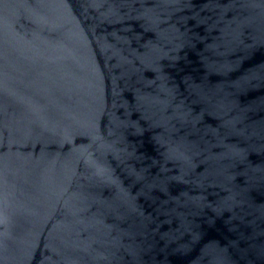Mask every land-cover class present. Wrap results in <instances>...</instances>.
Wrapping results in <instances>:
<instances>
[{"label":"water","instance_id":"95a60500","mask_svg":"<svg viewBox=\"0 0 264 264\" xmlns=\"http://www.w3.org/2000/svg\"><path fill=\"white\" fill-rule=\"evenodd\" d=\"M0 264H264V0H0Z\"/></svg>","mask_w":264,"mask_h":264}]
</instances>
